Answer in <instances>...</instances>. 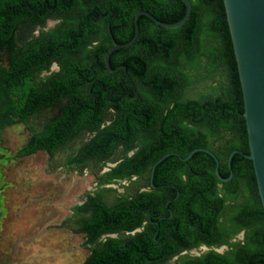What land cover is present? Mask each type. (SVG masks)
Segmentation results:
<instances>
[{"label": "trees", "instance_id": "16d2710c", "mask_svg": "<svg viewBox=\"0 0 264 264\" xmlns=\"http://www.w3.org/2000/svg\"><path fill=\"white\" fill-rule=\"evenodd\" d=\"M186 21L163 28L147 17L137 18L138 35L127 47L108 56L113 43L128 41L133 34L132 18L144 10L162 22H175L184 14L180 0H0V140L2 130L35 111L62 103L57 114L31 135L16 156L39 150L51 154L82 128L96 133L76 152L77 163L105 160L113 149L131 150L137 137L147 142L110 168L108 180L139 175L154 166L150 191L119 198L106 205L98 194H87L71 207L74 230L88 244L100 236L130 232L125 238H105L90 246L78 264H163L180 250L196 245L226 243L229 232L251 226L246 245L230 244V252L208 250L184 256L180 264H264V212L257 194L248 153L242 99L222 0H189ZM47 19L53 28L27 40L6 59L19 25L42 26ZM104 34L103 42L89 47ZM214 38L219 48L210 49V64L222 63L227 72L225 98L177 100L187 84L181 63L192 64L200 52L199 36ZM57 72L42 85L30 76L47 70ZM140 85L144 90H139ZM107 109L113 120L100 128ZM202 125L200 131L192 125ZM233 134L224 161L208 148L207 138L220 130ZM217 160L215 172L213 158ZM232 154L229 166L227 156ZM242 167V170H240ZM244 180L247 202L236 207L227 225L217 222L225 199L236 195ZM218 184L221 186L218 187ZM150 185V184H149Z\"/></svg>", "mask_w": 264, "mask_h": 264}, {"label": "rangeland", "instance_id": "374dc122", "mask_svg": "<svg viewBox=\"0 0 264 264\" xmlns=\"http://www.w3.org/2000/svg\"><path fill=\"white\" fill-rule=\"evenodd\" d=\"M58 22L47 19L42 26L23 24L17 26L11 47L1 53L6 59L14 49L41 32L49 31ZM104 34L90 44V48L103 42ZM200 52L192 64L181 63L180 70L187 76V84L181 89L177 100L220 97L225 98L228 79L222 63L211 65L210 49L219 48L214 38L199 36ZM52 63L47 70L30 76L37 85L57 72ZM139 90H144L137 85ZM62 103L45 107L6 126L0 140V264H72L84 259L90 246H97L105 238H125L141 227L100 236L91 245L82 234L75 232L71 207L83 201L87 194H98L106 205H112L119 198H130L140 191H150L149 168L139 175L123 179L108 180L105 173L119 161L130 156L147 141L137 137L131 150L122 146L113 149L105 160L87 159L77 163L74 156L96 131L82 128L51 154L43 150L16 156L15 152L24 146L31 135L40 131L44 123L54 117ZM114 117L112 109L104 113L100 128L108 125ZM202 131V125H192ZM233 142V134L220 130L219 136L207 138L208 148L218 154L221 161L227 155V146ZM221 185L218 184V187ZM247 202L244 180H239L237 193L226 198L219 212L217 222L227 225L233 210ZM67 219L71 222H67ZM251 226L229 232L226 243L207 247L196 245L180 252L163 264H180L184 256H198L214 250L224 254L230 252V244L246 245Z\"/></svg>", "mask_w": 264, "mask_h": 264}, {"label": "water", "instance_id": "95a60500", "mask_svg": "<svg viewBox=\"0 0 264 264\" xmlns=\"http://www.w3.org/2000/svg\"><path fill=\"white\" fill-rule=\"evenodd\" d=\"M180 1L184 4V14L175 22H162L147 11H136L132 18V37L120 44L113 43L104 54L106 70L109 72L117 69L124 70L123 66L111 69L108 56L112 51L127 47L135 41L138 35V16L143 15L163 28H175L183 24L190 13V2L189 0ZM222 3L242 99V116L248 149L244 157L251 162L257 194L264 212V0H222ZM195 151L205 152L213 158L214 172L220 181L230 178L231 172L224 178L218 174L217 160L207 149L195 148L183 159L189 158ZM234 153H240V151L234 150L228 154V165ZM169 154L174 153L165 154L151 166L149 173L151 187L154 166Z\"/></svg>", "mask_w": 264, "mask_h": 264}, {"label": "crops", "instance_id": "0c3cea01", "mask_svg": "<svg viewBox=\"0 0 264 264\" xmlns=\"http://www.w3.org/2000/svg\"><path fill=\"white\" fill-rule=\"evenodd\" d=\"M70 217H72V216H70ZM67 222H71V220H69V219H67ZM79 234H81V233H79ZM86 257V256H85ZM84 257V258H85ZM83 260H81V261H78V262H76V263H72V264H78V263H80V262H82Z\"/></svg>", "mask_w": 264, "mask_h": 264}, {"label": "flooded vegetation", "instance_id": "af4514ba", "mask_svg": "<svg viewBox=\"0 0 264 264\" xmlns=\"http://www.w3.org/2000/svg\"><path fill=\"white\" fill-rule=\"evenodd\" d=\"M238 151V150H237ZM227 165H228V163H227ZM229 166V165H228ZM240 170H242V167H241V169Z\"/></svg>", "mask_w": 264, "mask_h": 264}]
</instances>
